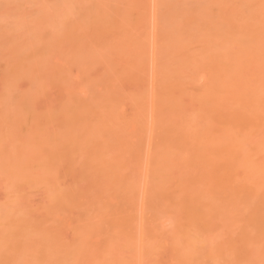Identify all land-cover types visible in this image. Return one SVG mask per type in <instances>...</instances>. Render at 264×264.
<instances>
[{
    "label": "bare ground",
    "instance_id": "obj_1",
    "mask_svg": "<svg viewBox=\"0 0 264 264\" xmlns=\"http://www.w3.org/2000/svg\"><path fill=\"white\" fill-rule=\"evenodd\" d=\"M153 3V73L130 117L121 62L139 73L146 60L131 29L96 50L117 49L115 83L95 79L92 103L68 88L34 139L18 133L34 99L0 98V264H264V0ZM59 12L51 22L68 28L70 12ZM98 36L111 41L107 28ZM39 37L27 46L8 36L1 48L17 54ZM72 47L74 59L92 53L79 40ZM42 64L23 68L41 74ZM9 70L3 88L22 74ZM26 182L44 187L43 210L25 200Z\"/></svg>",
    "mask_w": 264,
    "mask_h": 264
},
{
    "label": "rangeland",
    "instance_id": "obj_2",
    "mask_svg": "<svg viewBox=\"0 0 264 264\" xmlns=\"http://www.w3.org/2000/svg\"><path fill=\"white\" fill-rule=\"evenodd\" d=\"M129 2H133L137 6L129 10ZM65 5H69V8L67 9ZM90 5L92 9L93 7H97V9H99L98 6L101 7L103 13L94 15L97 9L89 13V11H93L89 10L91 8ZM65 7L70 12L68 21L72 22L66 23L67 25L70 24L68 28L66 27L67 29L71 28L72 25L79 26L84 24L88 28L84 31L72 29L70 32H67V29L63 28L64 25L55 26V22L51 21L59 20V16L61 15L59 11L62 10V13L66 11L63 10ZM154 11L155 5L153 0H112L110 3L108 0H0V33L2 30L5 33L6 29L11 32V34L6 32L9 38L14 37L12 38L13 40L11 39L12 41H9L6 35L2 40L0 38V98L4 96L7 103L15 100L13 97L19 95L24 96L26 100L34 99L33 104L28 105L29 109L22 118L24 120L18 128V133H24L25 138L28 140L34 139L36 137V126L39 123L38 119L53 107H57L59 100L65 96L68 88L74 94L75 99L92 103L93 98L98 92L96 87H94L95 79L99 78L105 82H112L114 84L117 80L116 73L118 67L112 65L110 62L111 60L120 61L121 57L118 55L117 49L104 50L101 52V58H96L98 52L96 50L108 47L110 44L113 45L115 41L120 39L121 34H126L129 29L132 30L133 35L141 37V42L145 43L146 52L144 70L137 73L133 68L134 66L129 63L130 60L124 59L121 64L126 68L128 76L121 82H116L123 96L122 110L126 117H130L134 113L133 100L138 98L141 90L144 87L146 89L151 82L154 41L149 32L152 29L151 24ZM119 12L121 15H119ZM127 13L129 16H125ZM44 14H48L49 16H45ZM138 14H141V21L135 28ZM41 20L47 23L41 26L39 24ZM87 20L89 21L86 23ZM48 22L50 23L48 24ZM51 23L53 25H50ZM149 23L150 29L148 30ZM105 28L109 29L111 41L98 36L99 32ZM21 33H23L20 35L21 38L24 36L23 39L18 35ZM53 33H56L57 36ZM39 36L42 38L40 39ZM15 37L21 41L27 40L25 42L27 46H29L27 44L29 40L38 37L39 39H37L34 48L26 50L27 47H24L17 54H11L8 48H1L2 43H4L2 41L5 38L9 42H13L15 39V42L19 43V40ZM51 38L54 41L57 40V45L52 46L50 51L47 47L49 46L48 42L52 40ZM74 40L81 41V44L92 49V53H86L78 59L72 58V44H74ZM31 42H34V40ZM35 63H43L42 65H46V70L41 74L33 72L31 68L28 72H25L28 66L32 67ZM13 65L19 66L22 69V74L25 75L22 76L21 74L20 78L17 77L13 85L3 88V78L10 76L11 79L13 77V72L9 70ZM26 65L27 67L23 68ZM60 71H65L66 81L64 82L60 81L62 78V75L58 74ZM31 78L38 83L39 88L31 87ZM202 83L203 79L200 78L195 86H199ZM61 182L65 186H70L73 178L70 175H65ZM24 188L25 200L35 209L39 211L43 210L47 205L44 197V187L26 182ZM3 199L4 187L0 185V202ZM66 234L67 236L70 235L69 232H66Z\"/></svg>",
    "mask_w": 264,
    "mask_h": 264
}]
</instances>
